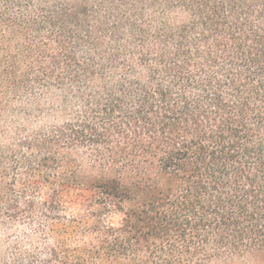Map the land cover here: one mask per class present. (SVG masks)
Here are the masks:
<instances>
[{
    "label": "trees",
    "instance_id": "1",
    "mask_svg": "<svg viewBox=\"0 0 264 264\" xmlns=\"http://www.w3.org/2000/svg\"><path fill=\"white\" fill-rule=\"evenodd\" d=\"M0 224L40 264H264V0H0Z\"/></svg>",
    "mask_w": 264,
    "mask_h": 264
},
{
    "label": "rangeland",
    "instance_id": "2",
    "mask_svg": "<svg viewBox=\"0 0 264 264\" xmlns=\"http://www.w3.org/2000/svg\"><path fill=\"white\" fill-rule=\"evenodd\" d=\"M63 118L55 114L54 109H51L49 104L46 105L45 111L39 117L34 116L31 119V126L24 125L25 121L17 120L18 126H29L33 129L45 125H53L61 121ZM78 207L74 206L71 211H75ZM33 232L30 228L22 224L2 225L0 224V264H40L42 261L50 260V252L54 249H45L43 234H36L33 242L29 240L33 237ZM76 235L69 236L65 239L68 243V249H56L57 259L51 260L49 264H79L78 249L83 244V239ZM87 241V240H86ZM47 245H52L53 241L46 242ZM83 250V249H82ZM64 257V258H62ZM65 258L69 259L64 263ZM236 264H263L259 258L244 260Z\"/></svg>",
    "mask_w": 264,
    "mask_h": 264
}]
</instances>
